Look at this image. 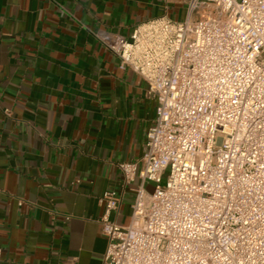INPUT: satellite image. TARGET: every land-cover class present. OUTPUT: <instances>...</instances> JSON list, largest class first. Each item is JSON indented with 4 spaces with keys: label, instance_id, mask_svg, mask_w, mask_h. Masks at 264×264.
I'll return each instance as SVG.
<instances>
[{
    "label": "built area",
    "instance_id": "2783aa9c",
    "mask_svg": "<svg viewBox=\"0 0 264 264\" xmlns=\"http://www.w3.org/2000/svg\"><path fill=\"white\" fill-rule=\"evenodd\" d=\"M189 13L96 31L157 101L127 226L106 190L102 264H264V0H189ZM147 184H153L148 192Z\"/></svg>",
    "mask_w": 264,
    "mask_h": 264
},
{
    "label": "crops",
    "instance_id": "0c3cea01",
    "mask_svg": "<svg viewBox=\"0 0 264 264\" xmlns=\"http://www.w3.org/2000/svg\"><path fill=\"white\" fill-rule=\"evenodd\" d=\"M189 0H0V264H102L106 190L130 223L157 101L94 32L129 36Z\"/></svg>",
    "mask_w": 264,
    "mask_h": 264
},
{
    "label": "rangeland",
    "instance_id": "374dc122",
    "mask_svg": "<svg viewBox=\"0 0 264 264\" xmlns=\"http://www.w3.org/2000/svg\"><path fill=\"white\" fill-rule=\"evenodd\" d=\"M146 189H147V191L150 192V193L153 192V190H154V186H153V184H147V185H146Z\"/></svg>",
    "mask_w": 264,
    "mask_h": 264
}]
</instances>
